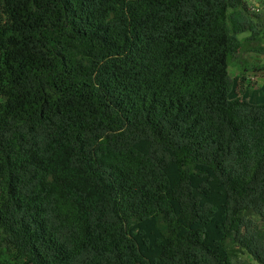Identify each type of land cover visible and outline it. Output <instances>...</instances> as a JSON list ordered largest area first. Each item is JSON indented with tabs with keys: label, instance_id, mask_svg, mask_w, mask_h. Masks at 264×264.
Wrapping results in <instances>:
<instances>
[{
	"label": "trees",
	"instance_id": "16d2710c",
	"mask_svg": "<svg viewBox=\"0 0 264 264\" xmlns=\"http://www.w3.org/2000/svg\"><path fill=\"white\" fill-rule=\"evenodd\" d=\"M253 7L0 0V264H264Z\"/></svg>",
	"mask_w": 264,
	"mask_h": 264
},
{
	"label": "rangeland",
	"instance_id": "374dc122",
	"mask_svg": "<svg viewBox=\"0 0 264 264\" xmlns=\"http://www.w3.org/2000/svg\"><path fill=\"white\" fill-rule=\"evenodd\" d=\"M248 2L252 7L254 6L252 10H257V7L259 8V10H257V13L260 14L261 20L264 22V0H248ZM242 36L246 37L248 36V33H245ZM245 67L249 68L248 73H246L249 87H247L245 93L243 94V97L253 103H264V84L260 83V89H254L256 87L257 80L262 75H264V34L260 40L258 39L246 44L241 58L233 59L230 61L229 70L232 78L235 80V89L237 87L241 71ZM262 77L261 82H264V78ZM235 96L236 92L233 90V92L231 93V97ZM261 223L264 227V221H261Z\"/></svg>",
	"mask_w": 264,
	"mask_h": 264
},
{
	"label": "crops",
	"instance_id": "0c3cea01",
	"mask_svg": "<svg viewBox=\"0 0 264 264\" xmlns=\"http://www.w3.org/2000/svg\"><path fill=\"white\" fill-rule=\"evenodd\" d=\"M262 76H264V75H262ZM262 76H261V77H262ZM261 77L257 80L256 87H255L254 89H258V88L260 87V86H259L260 83H261V84H264L263 81L261 82ZM252 78H253V77H252ZM262 78H264V77H262ZM263 87H264V85H263ZM259 89H260V88H259Z\"/></svg>",
	"mask_w": 264,
	"mask_h": 264
}]
</instances>
